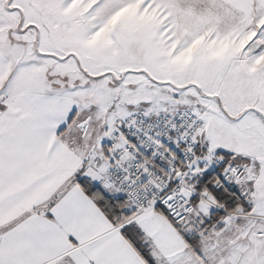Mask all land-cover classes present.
Segmentation results:
<instances>
[{
  "label": "snow or ice",
  "instance_id": "snow-or-ice-1",
  "mask_svg": "<svg viewBox=\"0 0 264 264\" xmlns=\"http://www.w3.org/2000/svg\"><path fill=\"white\" fill-rule=\"evenodd\" d=\"M0 264H264V0H0Z\"/></svg>",
  "mask_w": 264,
  "mask_h": 264
}]
</instances>
